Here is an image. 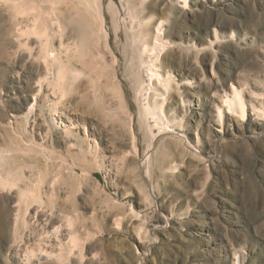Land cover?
I'll return each mask as SVG.
<instances>
[{
  "label": "rangeland",
  "instance_id": "374dc122",
  "mask_svg": "<svg viewBox=\"0 0 264 264\" xmlns=\"http://www.w3.org/2000/svg\"><path fill=\"white\" fill-rule=\"evenodd\" d=\"M171 1L134 6L165 22L172 43L161 65L178 88L167 113L184 116L181 138H160L150 149L110 15L128 106L103 77L94 90L81 79L63 117L73 123L69 138L62 125L48 129L45 95L29 111L42 65L13 41L0 6V148L19 146L20 157L40 165L45 197L22 211L26 222L16 230L17 190L0 188V264H25L27 248L47 245L46 230L68 232V215L82 252L60 263L35 256L31 264H264V117L251 114L250 103L264 92V0H189L183 12ZM116 3L125 13V1ZM232 85L244 91L250 115L218 124L217 105Z\"/></svg>",
  "mask_w": 264,
  "mask_h": 264
},
{
  "label": "bare ground",
  "instance_id": "6f19581e",
  "mask_svg": "<svg viewBox=\"0 0 264 264\" xmlns=\"http://www.w3.org/2000/svg\"><path fill=\"white\" fill-rule=\"evenodd\" d=\"M116 1L0 0L2 7L0 8L9 17V34L13 37V41L20 50L22 49V52H26L35 62L42 65L36 81V94L33 95L35 101L29 111L33 112L38 96L45 95L50 122L49 130L62 125L67 137L76 138L73 123L70 121V124L64 123L63 117L66 115L71 96L81 92L80 85L83 78L90 82L91 87L95 86L97 89L98 82L103 77L107 88L120 99L121 106L126 108L129 101H127L119 74L123 57L121 72L124 74L121 75L125 76L124 79L133 92L138 108V124L149 141L150 149L160 138L183 136L184 116L175 115L176 117L171 118L168 115L170 111L167 113V100L170 94L172 95V89L177 88L174 87L176 81L161 65L162 54L172 42L165 34L163 20L155 23L154 20L138 14L137 4H144L146 0H122L125 1V13H120L119 4L117 5ZM188 2L189 0H174L170 4L181 8L183 12ZM108 15L111 18L114 37L122 42L123 56L121 58L115 51V45L113 46L115 42L112 43L113 36L108 24ZM107 53L112 54L113 61L106 60ZM98 61L101 62L100 65L97 64ZM178 87L180 89V86ZM92 88L94 90V87ZM243 92L234 85L231 90L223 91L221 103L217 105L218 124L223 123L226 115L242 120L250 115ZM254 95H256L255 98L253 97L250 101L251 114L261 119L264 117V92H255ZM45 136L47 137L48 134ZM14 144L17 145V143ZM44 147L42 146V149ZM20 150L24 152L19 146L10 149L0 148V188L17 190L19 198L16 228L14 227L16 230L21 220L26 222L24 212L31 205L43 203L45 198L42 190L43 169L37 162L20 157L17 153ZM36 152L38 153L39 150ZM47 158V163L44 164L49 167L51 157ZM23 210H25L24 216L21 214ZM73 219L72 215L66 218L69 225L68 232L64 233L61 225L46 230L49 239H47L48 242L45 241L47 245L43 244V247L39 243L37 251L31 247V250L27 248L24 252L25 264H31L35 256L39 260L54 259L60 263L72 257L76 248H81L82 252L83 240L74 228ZM44 238L42 237L39 242L43 243L46 240ZM51 239H54L55 243L51 242Z\"/></svg>",
  "mask_w": 264,
  "mask_h": 264
}]
</instances>
